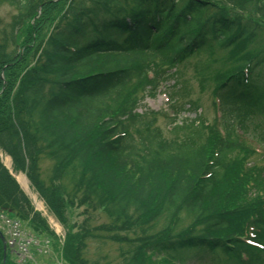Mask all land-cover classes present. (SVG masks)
Listing matches in <instances>:
<instances>
[{"label": "trees", "instance_id": "16d2710c", "mask_svg": "<svg viewBox=\"0 0 264 264\" xmlns=\"http://www.w3.org/2000/svg\"><path fill=\"white\" fill-rule=\"evenodd\" d=\"M1 1L27 13L39 2ZM86 1H69L29 69L41 9L30 13L10 53L0 44V152L66 227L63 245L1 160L0 210L52 240L45 257L52 263L97 264L88 258V236L71 233L61 195L40 182L42 155L54 178L68 176L75 194L90 197L114 223L162 222L119 250L122 264H264V198L245 202L261 171L246 162L252 151L243 138L253 118L264 115V0H230L235 17L212 0ZM214 49L225 52L223 68L212 75L215 121L173 119L163 137L154 113L135 112L136 93ZM155 61L168 70L157 73ZM182 217L190 223L179 229ZM37 256L18 263L0 239V264H38Z\"/></svg>", "mask_w": 264, "mask_h": 264}, {"label": "rangeland", "instance_id": "374dc122", "mask_svg": "<svg viewBox=\"0 0 264 264\" xmlns=\"http://www.w3.org/2000/svg\"><path fill=\"white\" fill-rule=\"evenodd\" d=\"M38 1L40 3L36 1L37 4L32 6L33 10H30V13L38 8L39 12L40 9L42 11L41 14L37 15V23L34 29L36 38L35 42H32V44L35 53L31 56V52H29L28 56H31L30 59L29 57H26V66L28 69L33 66L40 57L39 55L43 51L44 42L52 29L55 28L70 0ZM91 1L93 0H87L86 4L89 5ZM212 1L229 12L232 11L234 17L238 16V14L233 11L234 6L230 0ZM30 13H27L25 10L22 11L15 6H11L6 1L4 2L0 0V44L4 46L5 54L10 53L13 49V44L18 43L20 36H23L25 26H29V20H31V18L28 19ZM224 53L225 52L218 51V49H214L212 55L208 52H201L185 60L176 66V68H168L166 65H161L155 61L157 62L155 63L157 66V73L168 69L172 71L169 72V77H166V74H162V77L167 79L166 82L156 77L154 79V84H152L148 90L143 92L139 90L136 93L138 104L135 112L143 115L154 113L156 115V127L160 130L163 137L167 139L171 134L170 126H172V116H174L172 113L174 110H182L180 113H183L182 116L186 118L194 119V116L198 115L206 124H211L217 117V110L213 102L214 84L212 82V75L214 72L223 68L219 59L225 55ZM100 60L101 59H99L98 62ZM19 71H21V69H18V72ZM151 75L154 76L152 72H150L149 76ZM15 90L16 87L14 86L13 92H15ZM194 109L196 112H194ZM243 138L246 146L251 148L252 151L246 162L250 167L254 166L261 171L258 181L255 182V188L251 193L245 195V202L248 204L253 203L254 201L256 202V198H258L259 194V196L264 198V115L253 118V121L248 126L247 132L243 135ZM240 156L241 154L238 153L233 155V158H239ZM6 158L8 157L4 154L1 157L5 164L7 163ZM52 167L51 160L46 156L41 155L38 163L39 180L42 184H51L54 187L53 189L61 195L59 197V202L61 203H57H59L63 209L62 211L65 218L71 227V233H83L84 236H88L90 239L88 250V258L90 261H95L97 264H122V258L120 255L121 251L119 250L134 245L136 240H134L135 242L132 241L135 237H137L138 240L139 237L145 238L160 227L162 222H159L155 227L151 228L148 224L144 225L140 222L135 223V220L132 217L126 222L120 220L119 222L114 223L108 214L103 211L102 207L91 202L90 197L86 198L81 194H75L74 185L70 183L68 176H62L59 179L54 178ZM20 175H23L27 181L26 188L19 180ZM15 177L20 182L22 190L28 195L35 210L38 211L45 220V216L48 215L47 220L49 224L56 226L54 219L49 216L46 210V205L44 204L43 199L30 185L27 177L22 173L15 175ZM221 192L223 195H226V188H223ZM222 200L223 205L227 204V207H231V203L239 204V206H241V200L238 202H235L233 199ZM189 223L190 219L182 217L179 220L177 227L181 229ZM25 226L29 231H32L27 225ZM61 226L65 232L66 227H63V225ZM137 228L141 230L142 236L141 234L133 233V231H139ZM114 232H118L117 237L112 236ZM116 238L121 241H116ZM50 241L52 244L51 239ZM138 242L139 241H137V243ZM54 243L55 241H53V244ZM50 254H52V252ZM190 255L191 254H187V252H177L175 254V256L180 258ZM215 255L219 258H223L221 252H217ZM48 256H37L35 259L38 264H55L48 258H45ZM153 264L166 263L155 260Z\"/></svg>", "mask_w": 264, "mask_h": 264}, {"label": "built area", "instance_id": "2783aa9c", "mask_svg": "<svg viewBox=\"0 0 264 264\" xmlns=\"http://www.w3.org/2000/svg\"><path fill=\"white\" fill-rule=\"evenodd\" d=\"M2 224L6 230L9 246L15 249L21 257L27 256L29 247L31 245H36V242H34L35 240L23 232L16 221L2 217Z\"/></svg>", "mask_w": 264, "mask_h": 264}, {"label": "bare ground", "instance_id": "6f19581e", "mask_svg": "<svg viewBox=\"0 0 264 264\" xmlns=\"http://www.w3.org/2000/svg\"><path fill=\"white\" fill-rule=\"evenodd\" d=\"M6 162L8 163L9 162V158H6ZM19 180L22 182V184L24 185V187L26 188L27 187V181L25 179V177L23 175H20L19 176ZM40 206V205H39Z\"/></svg>", "mask_w": 264, "mask_h": 264}, {"label": "water", "instance_id": "95a60500", "mask_svg": "<svg viewBox=\"0 0 264 264\" xmlns=\"http://www.w3.org/2000/svg\"><path fill=\"white\" fill-rule=\"evenodd\" d=\"M1 240L3 241L2 237L0 236ZM3 249L5 250V248L3 247Z\"/></svg>", "mask_w": 264, "mask_h": 264}]
</instances>
